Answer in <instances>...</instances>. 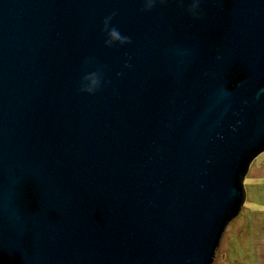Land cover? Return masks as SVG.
<instances>
[{
  "label": "water",
  "instance_id": "1",
  "mask_svg": "<svg viewBox=\"0 0 264 264\" xmlns=\"http://www.w3.org/2000/svg\"><path fill=\"white\" fill-rule=\"evenodd\" d=\"M189 3L0 0V264L211 263L264 157V0Z\"/></svg>",
  "mask_w": 264,
  "mask_h": 264
},
{
  "label": "crops",
  "instance_id": "2",
  "mask_svg": "<svg viewBox=\"0 0 264 264\" xmlns=\"http://www.w3.org/2000/svg\"><path fill=\"white\" fill-rule=\"evenodd\" d=\"M244 211L248 213L250 258L264 264V157L251 160L243 176Z\"/></svg>",
  "mask_w": 264,
  "mask_h": 264
},
{
  "label": "rangeland",
  "instance_id": "3",
  "mask_svg": "<svg viewBox=\"0 0 264 264\" xmlns=\"http://www.w3.org/2000/svg\"><path fill=\"white\" fill-rule=\"evenodd\" d=\"M254 160L258 163L256 157L252 158ZM243 207L242 202L238 212L223 227L210 264H263L250 258L249 217Z\"/></svg>",
  "mask_w": 264,
  "mask_h": 264
},
{
  "label": "clouds",
  "instance_id": "4",
  "mask_svg": "<svg viewBox=\"0 0 264 264\" xmlns=\"http://www.w3.org/2000/svg\"><path fill=\"white\" fill-rule=\"evenodd\" d=\"M157 2L164 3L165 0H142V11H151ZM200 0H190L186 11H188L194 18H199ZM117 15L115 11L104 17L102 21L101 33L105 36L104 44L106 47H113L114 45H127L131 44L132 40L130 36L124 35L118 28L111 24L112 19ZM125 67L130 65L126 62ZM106 66L100 65L95 70L87 72L81 77L78 91L82 93L95 94L103 86L110 83L104 79V69ZM122 75V73H117ZM235 131V128H233Z\"/></svg>",
  "mask_w": 264,
  "mask_h": 264
}]
</instances>
